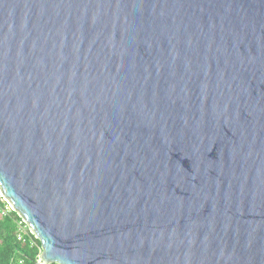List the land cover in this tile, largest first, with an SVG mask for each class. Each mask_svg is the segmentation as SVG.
<instances>
[{
	"label": "water",
	"instance_id": "water-1",
	"mask_svg": "<svg viewBox=\"0 0 264 264\" xmlns=\"http://www.w3.org/2000/svg\"><path fill=\"white\" fill-rule=\"evenodd\" d=\"M0 188L39 264H264V0H0Z\"/></svg>",
	"mask_w": 264,
	"mask_h": 264
},
{
	"label": "trees",
	"instance_id": "trees-1",
	"mask_svg": "<svg viewBox=\"0 0 264 264\" xmlns=\"http://www.w3.org/2000/svg\"><path fill=\"white\" fill-rule=\"evenodd\" d=\"M7 206L6 201H0V264H39L41 240L30 231L19 240L18 222L22 218L14 210L6 215L3 211Z\"/></svg>",
	"mask_w": 264,
	"mask_h": 264
},
{
	"label": "built area",
	"instance_id": "built-area-1",
	"mask_svg": "<svg viewBox=\"0 0 264 264\" xmlns=\"http://www.w3.org/2000/svg\"><path fill=\"white\" fill-rule=\"evenodd\" d=\"M2 200L7 202L8 206L3 211L7 215L9 213V211L13 210V208L11 207L9 201L5 198L4 192L0 188V201H2ZM18 227H19V232H18V239L19 240H23L24 239V235L27 234L28 231H30L32 233L30 227L28 226L27 222L24 219H21L18 222Z\"/></svg>",
	"mask_w": 264,
	"mask_h": 264
}]
</instances>
